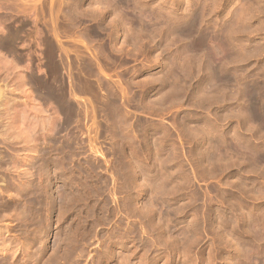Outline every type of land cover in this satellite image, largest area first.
I'll return each mask as SVG.
<instances>
[{"label": "rangeland", "instance_id": "rangeland-1", "mask_svg": "<svg viewBox=\"0 0 264 264\" xmlns=\"http://www.w3.org/2000/svg\"><path fill=\"white\" fill-rule=\"evenodd\" d=\"M111 1L0 0V264H263L264 0Z\"/></svg>", "mask_w": 264, "mask_h": 264}, {"label": "bare ground", "instance_id": "bare-ground-1", "mask_svg": "<svg viewBox=\"0 0 264 264\" xmlns=\"http://www.w3.org/2000/svg\"><path fill=\"white\" fill-rule=\"evenodd\" d=\"M112 1H113V0H112ZM112 1H111V2H112ZM113 2H114V1H113ZM105 4H106V3H105ZM105 4H104V5H105ZM116 5H117V3H116ZM109 6H110V5H109ZM110 7H111V6H110ZM111 8H112V7H111ZM113 10H114V9H113ZM117 10H118V9H116V12H117ZM114 14H115V13H114ZM118 14H119V16H120V13H119V12H117V15H118ZM113 17H115V16H113ZM192 17H193V16H192ZM204 17H205V16H204ZM118 18H119V17H118ZM116 19H117V18H116ZM236 19H238V18H236ZM113 20L115 21V19H113ZM119 20H120V19H118V21H119ZM117 23H118V22H117ZM236 23H237V22H236ZM197 24H198V23H197ZM176 25H177V24H176ZM198 25H199V24H198ZM230 25H231V24H230ZM239 25H240V24H239ZM231 26H232V25H231ZM212 27H213V26H212ZM193 28H194V27H193ZM190 29H191V28H190ZM195 29H196V28H195ZM205 32H206V31H205ZM225 33H226V32H225ZM179 34H180V33H179ZM181 34H182V33H181ZM206 35H207V34H206ZM223 35H224V34H223ZM213 36H214V35H213ZM174 37H175V36H174ZM221 37H222V36H221ZM225 38H226V36H225ZM186 42H187V41H186ZM223 47H224V46H223ZM196 49H197V48H196ZM88 51H89V50H88ZM223 51H224V50H223ZM226 52H227V51H226ZM229 52H230V51H229ZM188 54H189V53H188ZM230 54H231V53H230ZM91 55H93V54H91ZM180 55H181V54H180ZM205 55H206V54H205ZM205 55H204V57H205ZM207 55H208V52H207ZM218 55H219V54H218ZM219 56H220V55H219ZM183 57H184V56H183ZM183 57H182V58H183ZM185 57H186V56H185ZM191 57H192V56H191ZM228 57H229V55H228ZM197 58H198V57H197ZM208 58H209V57H208ZM216 58H217V57H216ZM218 58H219V57H218ZM175 59H176V58H175ZM178 59H179V58H178ZM192 59H193V58H192ZM206 59H207V57H206ZM222 59H223V57H222ZM188 60H189V58H188ZM190 60H191V59H190ZM193 60H194V59H193ZM11 61H12V60H11ZM165 61H166V60H165ZM194 61H195V60H194ZM207 61H208V60H207ZM209 61H210V60H209ZM209 61H208V62H209ZM6 62H8V61H6ZM192 62H193V61H191V63H192ZM204 62H205V61H204ZM228 62H229V61H228ZM168 63H169V62H168ZM175 63H176V61H174L173 64H175ZM189 63H190V62H189ZM198 63H199V62H198ZM202 63H203V62H202ZM211 63H212V60H211ZM12 64H13V63H12ZM176 64H177V63H176ZM192 64H193V66L195 67L194 63H192ZM195 64H196V63H195ZM203 64H204V63H203ZM187 65H188V64H187ZM212 65H213V64H212ZM177 66H178V65H177ZM179 66H180V65H179ZM199 66H200V64H199ZM201 66H203V65H201ZM209 66H210V65H209ZM174 67H175V65H174ZM174 67H173V68H174ZM188 67H189V66H188ZM210 67H211V66H210ZM210 67H209V69H210ZM173 68H172V70L174 71L175 69H173ZM189 68H190V67H189ZM189 68H188V69H189ZM202 69H203V68H202ZM205 69H206V68H205ZM205 69H204V70H205ZM177 70H178V69H177ZM199 70H200V69H199ZM207 70H208V69H207ZM100 71H101V70H100ZM100 71H99V72H100ZM169 71H170V70H169ZM188 71H189V70H188ZM189 72H190V71H189ZM205 72H206V71H205ZM215 72H216V71H215ZM220 72H221V71H220ZM196 73H197V72H196ZM211 73H212V72H211ZM211 73H210V74H211ZM170 74H171V73H170ZM172 74H173V73H172ZM187 74H188V73H187ZM189 74H190V73H189ZM205 74H206V73H205ZM206 76H207V75H206ZM208 76H210V75H208ZM22 77H23V76H22ZM22 77H21L20 80H21V81H24L25 79L22 78ZM173 77H174V76H173ZM180 77H181V76H180ZM216 77H217V76H216ZM69 78H70V77H69ZM168 78H169V77H168ZM182 78H183V77H182ZM208 78H210V77H208ZM220 78H222V77H220ZM220 78H219V79H220ZM22 79H24V80H22ZM164 79H165V78H164ZM177 79H178V78H177ZM214 79H215V78H214ZM216 79H217V78H216ZM228 79H229V78H228ZM209 81H210V80H209ZM187 82H188V81H187ZM22 83H23V82H22ZM50 83H51V82H50ZM163 83H164V82H163ZM225 84H226V83H225ZM22 85H25V83H23ZM171 85H172V84H171ZM61 87H62V86H61ZM28 88H29V87H28ZM171 88H172V87H171ZM199 88H200V87H199ZM210 88H211V87H210ZM17 89H18V88H17ZM17 89H16V90H17ZM60 89H61V88H60ZM70 89H71V88H70ZM70 89H68V91H69ZM239 89H240V88H239ZM242 89H243V88H242ZM12 90H13V89H12ZM29 90H30V89H29ZM172 90H173V89H172ZM237 90H238V89H237ZM237 90H236V91H237ZM66 91H67V90H66ZM68 91H67V92H68ZM180 91H181V90H180ZM198 91H199V89H198ZM208 91H209V90H208ZM233 91H234V90H233ZM29 92H30V91H29ZM29 92H28V93H29ZM70 92H71V91H70ZM70 92H69V93H70ZM203 92H204V91H203ZM206 92H207V91H206ZM238 92H239V91H238ZM240 92H241V91H240ZM242 92H243V91H242ZM28 93H27V94H28ZM31 93H32V92H30V94H28V95L31 96ZM69 93H68V94H69ZM201 93H202V92H201ZM207 93H208V92H207ZM213 93H214V92H213ZM257 93H258V92H257ZM259 93H260V92H259ZM261 93H262V92H261ZM64 94H65V93H64ZM193 94H194V93H193ZM196 94H199V93L197 92ZM210 94H211V93H210ZM235 94H236V93H235ZM235 94H234V95H235ZM242 94H243V93H242ZM262 94H263V93H262ZM3 95H4V94H2V92H0V99H2V96H3ZM176 95H177V94H176ZM243 95H244V94H243ZM257 95H258V94H257ZM68 96H69V95H68ZM200 96H201V95H200ZM179 97H180V96H179ZM201 97H202V96H201ZM253 97H254V96H253ZM67 98H68V97H67ZM182 98H183V97H182ZM220 98H221V97H220ZM243 98H245V97H243ZM258 98H259V97H258ZM28 99H29V98H28ZM183 99H184V98H183ZM216 99H217V98H216ZM252 99H253V98H252ZM252 99H251V100H252ZM260 99H261V98H260ZM11 100H13V98H12ZM14 100H15V99H14ZM177 100H178V99H177ZM248 100H249V99H248ZM161 101H162V100H160V102H161ZM172 101H173V100H172ZM199 101H200V100H199ZM263 101H264V99H263ZM263 101H262V102H263ZM10 102H11V101H10ZM12 102H13V101H12ZM148 102H149V101H148ZM247 102H248V101H247ZM254 103H255V102H254ZM257 103H258V102H257ZM6 104H7V103H6ZM6 104H4V105L2 104V105L4 106V108L7 107V106H5ZM24 104H25V106H24L23 108L21 107L20 110L22 111V114L26 117L27 110H30L32 107L28 106L26 103H24ZM250 104H251V103H250ZM2 105L0 104V107H1ZM202 105H203V104H202ZM207 105H208V104H207ZM247 105H248V103H247ZM11 106H12V104L8 102V107H9L8 109H10ZM26 106H27V107H26ZM153 106H154V105H153ZM253 106H254V105H253ZM262 106H264V105H262ZM203 107H204V106H203ZM4 108H3V109H4ZM197 108H198V107H197ZM248 108H249V107H248ZM250 108H251V107H250ZM250 108H249V109H250ZM0 109H2V108H0ZM37 109H38V108H37ZM37 109L35 108V110H34V109H33V110L36 111V112L40 110V109H39V110H37ZM245 109H246V108H245ZM228 110H229V109H228ZM247 110H248V109H247ZM6 111H7V110H6ZM6 111H5V113H6ZM11 111H12V110H11ZM21 111L18 112L17 109H16V110L13 112V114L11 115V117L9 118L10 120H8V121L10 122V124L6 125V124H7V123H6L5 126H3V127H9V129H10V128L12 129V128H14V127L16 128V125H15V123H17L16 120H15V117L17 116L16 112H18V115H19V113H20ZM40 111H41V110H40ZM40 111H39V113H40ZM120 111H121V110H120ZM212 111H213V110H212ZM241 111H242V110H241ZM241 111H240V112H241ZM1 112H3V111H0V114H1ZM36 112H35V113H36ZM43 112H44V111H43ZM259 112H260V111H259ZM7 113L9 114L10 111H7ZM243 113H244V112H243ZM245 113H246V112H245ZM245 113H244V114H245ZM248 113H249V112H248ZM263 113H264V112H263ZM209 114H210V113H209ZM258 114H259V113H258ZM2 115H3V114H2ZM23 115H22V117H23ZM27 115H28V114H27ZM240 115H242V114L240 113ZM263 115H264V114H263ZM263 115H262V117H263ZM63 116H64V115H63ZM247 116H248V115H247ZM257 116H258V115H257ZM41 117H42V116H41ZM74 117H75V116H74ZM188 117H189V116H188ZM243 117H244V116H243ZM249 117H250V116H249ZM258 117L260 118V115H259ZM262 117H261V120H262ZM69 118H70V117H69ZM246 118H247V117H246ZM254 118H255V117H254ZM254 118H252V119H254ZM1 119H2V118H1ZM42 119H43V118H42ZM241 119H242V118H241ZM249 119H250V118H249ZM17 120H18V119H17ZM179 120H180V119H179ZM247 120H248V119H247ZM250 120H251V119H250ZM256 120H257V119H256ZM2 121H3V120H2ZM253 121H254V120H253ZM20 122H21V121H20ZM23 122H24V121H23ZM248 122H249V121H247V123H248ZM259 122H260V120H259ZM35 123H36V122H35ZM187 123H188V122H187ZM244 123H245V122H244ZM247 123H246V124H247ZM257 123H258V122H257ZM261 123H262V122H261ZM185 124H186V123H185ZM241 124H242V123H241ZM258 124H259V123H258ZM263 124H264V123H263ZM263 124H262V125H263ZM33 125H35V124H33ZM183 125H184V123H183ZM186 125H187V124H186ZM242 125H243V124H242ZM242 125H241V126H242ZM247 125H248V124H247ZM190 126H191V125H190ZM257 126H258V125H257ZM23 127H25V126H23ZM186 127H187V126H186ZM188 127H189V126H188ZM260 127H261V126H260ZM15 128H14V129H15ZM17 128H18V127H17ZM21 128H22V127H21ZM21 128H20V129H21ZM194 128H195V127H193V129H194ZM196 128H197V127H196ZM205 128H206V127H205ZM11 129H10V130H11ZM14 129H13V130H14ZM20 129H19V130H20ZM26 129H27V128H26ZM186 129H187V128H186ZM186 129H185V130H186ZM188 129H189V128H188ZM201 129H203V127H201ZM261 129L263 130V128H261ZM7 130H8V129H7ZM10 130H8V131H9L8 133H9L10 135H11L12 132H15V130H14V131L11 130L12 132H10ZM16 130H17V129H16ZM27 130H28V129H27ZM197 130H198V129H197ZM204 130H205V129H204ZM254 130H255V129H254ZM4 131H5V130H4ZM21 131H22V129H21ZM24 131H25V130H24ZM195 131H196V130H195ZM199 131H201L200 128H199ZM263 131H264V130H263ZM26 132H28V131H26ZM186 132H187V131H186ZM193 132H194V131H193ZM203 132H204V131H203ZM256 132H258V131L256 130ZM20 133H21V132L19 131L18 134H20ZM200 133H201V132H200ZM204 133H206V132H204ZM14 134H15V133H14ZM29 134H30V133H29ZM185 134H187V133H185ZM262 134L264 135V133H262ZM0 135H1V134H0ZM12 135H13V133H12ZM21 135H22V134H20V136H21ZM168 135H169V134H168ZM199 135H200V134H199ZM202 135H203V133H202ZM251 135H252V134H251ZM257 135H258V134H257ZM16 136H17V135H16ZM16 136H14V137H16ZM18 136H19V135H18ZM25 136H27V134H26ZM25 136H24V137H25ZM31 136H32V135H31ZM31 136H30V137H31ZM185 136H186V135H185ZM196 136H197V135H196ZM39 137H40V136H39ZM255 137H256V134H255ZM258 137H259V136H258ZM28 138H29V136H28ZM183 138H185V137H183ZM253 138H254V137H253ZM260 138H261V137H260ZM14 139H15V138H14ZM29 139H30V138H29ZM255 139H256V138H255ZM258 139H259V138H258ZM259 140H260V139H259ZM30 141H31V140H30ZM18 142H19V141H18ZM200 142H201V141H200ZM56 143H57V142H56ZM138 143H139V142H138ZM15 144H16V143H15ZM29 144H30V142H29ZM30 145H31V144H30ZM30 145H29V147H30ZM237 145H239V144H237ZM247 145H249V144H247ZM151 146H152V145H151ZM195 146H196V145H195ZM210 146H211V145H210ZM253 146H254V145H253ZM33 147H34V146H33ZM244 147H245V146H244ZM244 147H243V148H244ZM31 148H32V146H31ZM198 148H199V147H198ZM198 148H197V149H198ZM248 148H249V147H248ZM256 148H257V147H256ZM261 148H262V147H261ZM34 149H36V148H33L32 151H33ZM29 150H30V149H29ZM63 150H64V149H63ZM204 150H205V149H204ZM241 150L243 151V149H241ZM246 150H247V149H246ZM259 150H260V149H259ZM30 151H31V150H30ZM200 151H201V150H200ZM239 151H240V150H239ZM261 151H263V150H261ZM33 152H34V151H33ZM206 152H207V151H206ZM251 152H252V151H251ZM253 152H254V151H253ZM152 153H153V152H152ZM63 154H64V153H63ZM202 154H203V153H202ZM262 154H263V152H262ZM193 155H194V154H193ZM250 155H251V154H250ZM250 155H249V156H250ZM255 155H256V154H255ZM257 155H258V154H257ZM30 156H31V155H30ZM39 156H40V155H39ZM185 156H186V155H185ZM245 156H247V155H245ZM245 156H244V157H245ZM261 156H262V155H261ZM263 156H264V155H263ZM31 157H32V156H31ZM244 157H243V158H244ZM15 158H16V157H15ZM25 158H26V157H25ZM203 158H204V157H203ZM205 158H206V157H205ZM261 158H264V157H261ZM0 159H2V157H0ZM7 159H8V158H7ZM11 159H12V158H11ZM31 159H33L32 161H33L34 164H35V161H34L35 158L32 157ZM31 159H29V160H31ZM36 159H37V158H36ZM129 159H130V158H129ZM9 160H10V159H9ZM12 160H13V159H12ZM41 160H42V159H41ZM260 160H262V159H259V161H260ZM15 161H16V162H15L14 164L17 163V159H16ZM160 161H161V160H160ZM167 161H168V160H167ZM252 161H253V160H252ZM254 161H255V160H254ZM13 162H14V161H13ZM26 162H27V161H26ZM30 162H31V161H30ZM33 162H31V163H33ZM12 164H13V163H12ZM27 164H28V163H27ZM34 164H33V165H34ZM28 165H29V164H28ZM31 165H32V164H31ZM253 165H255V163H254ZM2 166H4V165H2ZM12 166H15V165H12ZM27 168H28V167H27ZM66 168H67V167H66ZM253 168H254V167H253ZM28 170H29V169H28ZM173 171H174V170H173ZM27 172H28V171H27ZM73 172H74V171H73ZM28 173H29V172H28ZM47 175H48V174H47ZM71 175H72V174H71ZM172 176H173V175H172ZM76 178H77V177H76ZM39 179H40V178H39ZM82 183H83V182H82ZM176 183H177V182H176ZM157 184H158V183H157ZM159 187H160V186H159ZM77 188H78V187H77ZM160 188H161V187H160ZM157 189H158V188H157ZM161 189H162V188H161ZM167 190H168V189H167ZM70 197H71V196H70ZM256 197H257V196H256ZM62 198H63V197H62ZM62 198H61V199H62ZM64 198H65V197H64ZM67 198H68V197H67ZM57 201H58V200H57ZM86 203H87V202H86ZM41 207H42V206H41ZM167 207H168V206H167ZM182 209H183V208H182ZM163 212H164V211H163ZM263 213H264V212H263ZM237 215H238V214H237ZM256 216H257V215H256ZM258 218H259V215H258ZM35 219H36V218H35ZM156 219H157V218H156ZM163 220H164V219H163ZM168 220H169V219H168ZM34 222H35V221H34ZM84 225H85V224H84ZM164 225H165V224H164ZM167 228H168V227H167ZM221 229H222V228H221ZM202 231H203V230H202ZM180 233H181V232H180ZM196 233H197V232H196ZM199 233H200V232H199ZM178 234H179V233H178ZM263 240H264V239H263ZM236 243H237V242H236ZM248 251H249V250H248ZM247 254H248V253H247ZM263 264H264V263H263Z\"/></svg>", "mask_w": 264, "mask_h": 264}]
</instances>
